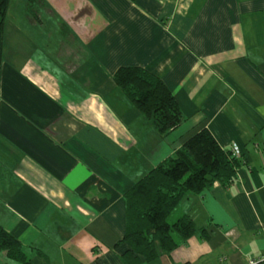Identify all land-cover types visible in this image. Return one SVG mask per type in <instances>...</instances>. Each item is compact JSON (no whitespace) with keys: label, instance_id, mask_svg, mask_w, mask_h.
I'll list each match as a JSON object with an SVG mask.
<instances>
[{"label":"crops","instance_id":"crops-1","mask_svg":"<svg viewBox=\"0 0 264 264\" xmlns=\"http://www.w3.org/2000/svg\"><path fill=\"white\" fill-rule=\"evenodd\" d=\"M3 58L0 225L30 264H128L125 193L203 129L240 148L235 182L184 198L169 221L199 232L134 264L264 260V0H11ZM122 67L161 78L177 130L134 109Z\"/></svg>","mask_w":264,"mask_h":264},{"label":"trees","instance_id":"trees-1","mask_svg":"<svg viewBox=\"0 0 264 264\" xmlns=\"http://www.w3.org/2000/svg\"><path fill=\"white\" fill-rule=\"evenodd\" d=\"M10 3L11 0H0V84ZM113 79L134 109L160 136L166 137L184 121L176 96L160 77L141 67H122ZM240 166L241 159L231 150L223 149L203 129L192 135L174 157L135 183L125 193L127 234L123 241L130 246L124 255L128 264H134L135 254L152 262L159 257V252L170 254L196 235L199 230L190 216L180 217L173 223L169 217L187 196L201 194L215 182L229 187L235 182ZM200 234L207 239L205 230ZM3 256L18 264H30L22 244L0 225V261Z\"/></svg>","mask_w":264,"mask_h":264},{"label":"built area","instance_id":"built-area-1","mask_svg":"<svg viewBox=\"0 0 264 264\" xmlns=\"http://www.w3.org/2000/svg\"><path fill=\"white\" fill-rule=\"evenodd\" d=\"M232 152L234 153V156H236V157H240L239 155H240V148L237 146V145H234V146H232ZM261 263V261H259V260H251V261H249L248 262V264H260Z\"/></svg>","mask_w":264,"mask_h":264},{"label":"rangeland","instance_id":"rangeland-1","mask_svg":"<svg viewBox=\"0 0 264 264\" xmlns=\"http://www.w3.org/2000/svg\"><path fill=\"white\" fill-rule=\"evenodd\" d=\"M29 4L30 5H32V4H34V2H30V0H29ZM6 21H7V19H6ZM3 63H4V61H3ZM3 67V66H2ZM234 145H236V144H232L231 146H230V149L229 150H231V152H232V146H234ZM240 152H241V150H240ZM232 154L234 155V153L232 152ZM240 157V159H242L241 157H242V152L240 153V155H239ZM241 162H242V160H241ZM256 261V260H255ZM259 261H263L264 262V260H259Z\"/></svg>","mask_w":264,"mask_h":264},{"label":"bare ground","instance_id":"bare-ground-1","mask_svg":"<svg viewBox=\"0 0 264 264\" xmlns=\"http://www.w3.org/2000/svg\"><path fill=\"white\" fill-rule=\"evenodd\" d=\"M263 262V261H262Z\"/></svg>","mask_w":264,"mask_h":264}]
</instances>
